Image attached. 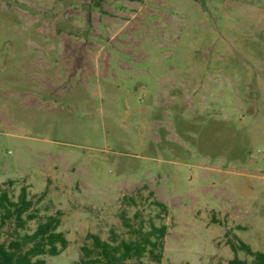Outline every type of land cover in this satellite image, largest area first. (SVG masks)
Wrapping results in <instances>:
<instances>
[{
    "label": "rangeland",
    "instance_id": "374dc122",
    "mask_svg": "<svg viewBox=\"0 0 264 264\" xmlns=\"http://www.w3.org/2000/svg\"><path fill=\"white\" fill-rule=\"evenodd\" d=\"M0 186L62 212L49 264L150 221L161 264L264 252V0H0Z\"/></svg>",
    "mask_w": 264,
    "mask_h": 264
},
{
    "label": "trees",
    "instance_id": "16d2710c",
    "mask_svg": "<svg viewBox=\"0 0 264 264\" xmlns=\"http://www.w3.org/2000/svg\"><path fill=\"white\" fill-rule=\"evenodd\" d=\"M12 184V182H10ZM128 200V198H125ZM135 202V199H130ZM153 205L161 213H168V207L154 201ZM62 212L42 217L34 208V202L29 198L25 188L18 198L12 199L9 192L0 186V237L1 230L9 223L14 225V236L8 242H0V264H49L46 256H59L69 246L66 235L59 231ZM159 218V217H158ZM37 222L32 233L25 232L30 222ZM130 226L129 223H125ZM25 232V233H22ZM136 240H118L116 234L109 241H104L99 235L91 234V246L82 248L81 264H149L144 262L148 257L150 262L161 264L164 256L165 237L168 226H156L150 221L147 231L140 228L134 230ZM229 245L235 255L229 264H264V252L254 251L252 247L237 236ZM244 252L252 258L251 263L239 259V253Z\"/></svg>",
    "mask_w": 264,
    "mask_h": 264
}]
</instances>
